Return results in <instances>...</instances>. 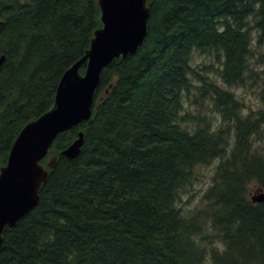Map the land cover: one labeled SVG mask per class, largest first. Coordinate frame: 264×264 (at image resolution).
<instances>
[{"label": "trees", "instance_id": "obj_1", "mask_svg": "<svg viewBox=\"0 0 264 264\" xmlns=\"http://www.w3.org/2000/svg\"><path fill=\"white\" fill-rule=\"evenodd\" d=\"M148 5L141 46L103 69L91 117L40 162L55 157L36 207L3 231L0 264H264V201L249 189L264 193V54L251 58L264 0ZM100 26L97 0H0V167ZM194 52L221 63L222 85L193 67ZM248 84L257 109L231 90ZM79 132L80 154L66 158ZM215 161L199 203L179 208Z\"/></svg>", "mask_w": 264, "mask_h": 264}, {"label": "water", "instance_id": "obj_2", "mask_svg": "<svg viewBox=\"0 0 264 264\" xmlns=\"http://www.w3.org/2000/svg\"><path fill=\"white\" fill-rule=\"evenodd\" d=\"M101 26L95 29L85 55L64 71L52 107L26 123L14 140L6 164L0 167V246L5 227H14L38 202V190L48 178L55 157L45 165L56 137L92 115L96 88L103 69L115 59L134 54L147 35L148 0H97ZM86 63L84 74L79 68ZM84 134L62 152L75 158ZM264 193L252 197L262 202Z\"/></svg>", "mask_w": 264, "mask_h": 264}, {"label": "rangeland", "instance_id": "obj_3", "mask_svg": "<svg viewBox=\"0 0 264 264\" xmlns=\"http://www.w3.org/2000/svg\"><path fill=\"white\" fill-rule=\"evenodd\" d=\"M25 2V1H24ZM252 21V20H250ZM256 40V32L253 31V43H252V54L251 58H258L260 54H264V42L260 46L255 44ZM191 60V63L193 67H198V71L202 75H207L211 77L214 81L218 82L220 85H222L219 74L217 72V69L221 67V63L217 62L213 56L208 55H202L198 52H194ZM232 91L236 93V95L240 98V100L244 103L246 108H253L257 109L260 106L259 102V96L256 87L251 86V84H248L247 87H238V88H232ZM185 106L188 109H191L193 112L195 106L190 105L187 99H185ZM195 112V111H194ZM210 113V112H209ZM253 138L256 141H259L262 139V134L258 133L253 136ZM262 145V144H260ZM217 161L213 162L210 165L201 166L197 170V179L190 185L187 186L181 193V200L177 203V206L179 208H182L184 211H188L196 206V204L199 203L202 195L208 188V186L211 184L212 181V175L214 172V167L216 165ZM250 197H254L257 194V186L255 184L250 185ZM213 244H218L217 238H213Z\"/></svg>", "mask_w": 264, "mask_h": 264}, {"label": "bare ground", "instance_id": "obj_4", "mask_svg": "<svg viewBox=\"0 0 264 264\" xmlns=\"http://www.w3.org/2000/svg\"><path fill=\"white\" fill-rule=\"evenodd\" d=\"M91 39H92V38H91ZM4 59H5L4 56H2V57L0 58V64L4 61ZM83 65H84V64H83ZM104 69H105V68H104ZM102 72H103V71H102ZM57 87H58V85H57ZM57 87H56V89H57ZM53 102H54V101H53ZM93 102H94V101H93ZM77 138H78V134H77ZM77 138H75L74 140H76ZM74 140H73V141H74ZM73 141H72V142H73ZM72 142H71V143H72ZM71 143H70V144H69V145H68L63 151H65V150L71 145ZM11 146H12V145H11ZM81 147H82V146H81ZM10 149H11V148H10ZM80 150H81V148H80ZM63 151H62V152H63ZM9 152H10V151H9ZM62 152H61V153H62ZM79 154H80V152H79ZM79 154H78L75 158H77V157L79 156ZM64 156H65L66 158H68L66 155H64ZM75 158H72V159H75ZM69 159H70V158H69ZM41 164H43V163H41ZM50 169H51V168H50ZM48 172H49V171H48ZM41 186H43V185H41ZM40 188H41V187H40ZM40 188H39V189H40ZM38 196H39V190H38ZM38 199H39V198H38ZM251 200H252V198H251ZM37 203H38V202H37ZM35 207H36V206H35ZM35 207H34V208H35ZM20 220H21V219H20ZM20 220H19V221H20ZM19 221H18V222H19ZM5 228H6V227H5ZM5 228H4V230H5ZM2 234H3V233H2ZM1 243H2V242H1Z\"/></svg>", "mask_w": 264, "mask_h": 264}]
</instances>
